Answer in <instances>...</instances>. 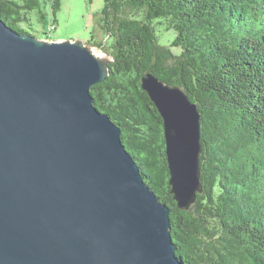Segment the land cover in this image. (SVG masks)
I'll list each match as a JSON object with an SVG mask.
<instances>
[{
  "label": "water",
  "instance_id": "95a60500",
  "mask_svg": "<svg viewBox=\"0 0 264 264\" xmlns=\"http://www.w3.org/2000/svg\"><path fill=\"white\" fill-rule=\"evenodd\" d=\"M110 61L0 18V264H181L169 208L93 104ZM141 87L163 121L170 192L188 210L202 191L200 112L152 73Z\"/></svg>",
  "mask_w": 264,
  "mask_h": 264
},
{
  "label": "trees",
  "instance_id": "16d2710c",
  "mask_svg": "<svg viewBox=\"0 0 264 264\" xmlns=\"http://www.w3.org/2000/svg\"><path fill=\"white\" fill-rule=\"evenodd\" d=\"M100 1L103 37L84 43L111 61L90 87L93 104L120 128L144 181L169 208L176 256L181 264H264V0ZM40 3L0 0V18L31 34L21 22L34 9L44 21ZM58 7L53 0V14ZM157 25L171 34L168 44ZM50 26L55 19L44 38ZM147 73L182 88L200 112L202 191L188 210L170 192L163 121L141 87Z\"/></svg>",
  "mask_w": 264,
  "mask_h": 264
},
{
  "label": "rangeland",
  "instance_id": "374dc122",
  "mask_svg": "<svg viewBox=\"0 0 264 264\" xmlns=\"http://www.w3.org/2000/svg\"><path fill=\"white\" fill-rule=\"evenodd\" d=\"M53 0H41L40 9L44 14L45 20L39 19L37 9L27 12V21L21 22L27 32H30L34 37L44 38L45 29L48 25L54 22L55 30L49 35L51 40H81L87 41L91 34L96 40H101L103 37L97 21L98 15L96 12L100 9L102 2L94 0L88 4L85 0H59V7L52 13L51 3ZM156 34L161 44H168L171 38L169 32L163 30V26L157 25ZM93 51L102 55H107L104 50L95 45H88ZM108 43H106V51H108ZM176 50V49H175Z\"/></svg>",
  "mask_w": 264,
  "mask_h": 264
},
{
  "label": "built area",
  "instance_id": "2783aa9c",
  "mask_svg": "<svg viewBox=\"0 0 264 264\" xmlns=\"http://www.w3.org/2000/svg\"><path fill=\"white\" fill-rule=\"evenodd\" d=\"M52 30H54V27H53V26H50L49 29L46 30L48 36H49V34H50V32H51ZM45 39H47V40H51V39H49V38H45Z\"/></svg>",
  "mask_w": 264,
  "mask_h": 264
},
{
  "label": "bare ground",
  "instance_id": "6f19581e",
  "mask_svg": "<svg viewBox=\"0 0 264 264\" xmlns=\"http://www.w3.org/2000/svg\"><path fill=\"white\" fill-rule=\"evenodd\" d=\"M95 54H96L97 56L102 57V54H100V53H98V52H95Z\"/></svg>",
  "mask_w": 264,
  "mask_h": 264
}]
</instances>
